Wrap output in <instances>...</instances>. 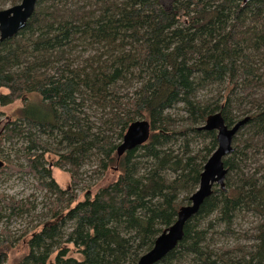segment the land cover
<instances>
[{
  "label": "trees",
  "instance_id": "obj_1",
  "mask_svg": "<svg viewBox=\"0 0 264 264\" xmlns=\"http://www.w3.org/2000/svg\"><path fill=\"white\" fill-rule=\"evenodd\" d=\"M260 59L264 66V0H37L25 27L0 41V117L23 103L19 118L0 119V144L17 145L20 160L0 152V176H32L49 202L40 218L30 200L0 193V264L13 254L17 264L136 263L198 187L217 146L216 131L198 127L217 111L227 125L250 117L223 159L224 188L214 184L154 264H264ZM138 118L150 123L148 140L118 157ZM49 152L74 182L93 160L98 191L77 198L62 188ZM248 215L263 219L236 231ZM27 217L33 229L16 235L12 221ZM215 236L235 241L215 247Z\"/></svg>",
  "mask_w": 264,
  "mask_h": 264
},
{
  "label": "water",
  "instance_id": "obj_2",
  "mask_svg": "<svg viewBox=\"0 0 264 264\" xmlns=\"http://www.w3.org/2000/svg\"><path fill=\"white\" fill-rule=\"evenodd\" d=\"M247 1L249 0H243V2ZM36 3L37 0H21L10 7L0 9V41L13 37L25 27L35 11ZM249 118L247 115L234 124L227 125L221 112L217 111L208 115L205 122L198 127L200 130L216 131L217 141L215 150L203 166L198 187L189 196V203L180 206L175 221L157 235L152 247L141 254L134 264H154L165 257L181 241L186 222L198 212L204 200L211 195L214 184L224 188L227 169L223 159L232 152L233 139ZM149 135V121L145 118L135 119L128 125L117 146V156L120 157L126 151L142 145L148 140ZM1 166L3 161L0 159Z\"/></svg>",
  "mask_w": 264,
  "mask_h": 264
},
{
  "label": "rangeland",
  "instance_id": "obj_3",
  "mask_svg": "<svg viewBox=\"0 0 264 264\" xmlns=\"http://www.w3.org/2000/svg\"><path fill=\"white\" fill-rule=\"evenodd\" d=\"M10 1L12 0H5V1L0 0V9H4L12 6ZM20 1L21 0H18L15 4L19 3ZM165 4L166 6L169 7L168 3ZM259 63L264 68L261 59L259 60ZM132 82L133 83L131 84L135 86L136 85L135 80H132ZM261 92L264 93V87L263 89H261L260 94ZM204 95H205V91L199 93L200 97H204ZM34 96L37 97L36 95L29 96L28 108L29 107L34 108L36 105H38V103L33 99ZM22 106L23 103H21L20 101H16L13 104L1 107V110L3 111L4 114L2 117H0V119L6 120V118H9V120H16L20 116V109L22 108ZM179 108L180 106H177L172 111H174V113H178L179 115H181L183 112L180 113L178 110ZM91 117L94 119L95 115L93 114L91 115ZM11 145L12 144L9 142L4 143L3 145L0 144V152L4 156L9 157L14 164H19L20 160L18 161V159L15 158L13 155V150L14 148L17 147V145H15L14 148H11ZM258 158L260 159L258 161L259 163L264 162V154L259 155ZM0 159L3 160L2 156H0ZM55 160H56V155L53 152H49L47 156V162L52 165L51 167H52L53 177L62 188L65 189L68 188L71 189V191L73 190V192L76 193L77 198H80L82 196V192L86 189H88V191H90L91 194H94L95 192L98 191L101 184L99 185L100 183V180L98 179L99 176L93 172V168H94L93 160L90 159L87 164L83 165L80 168L79 174L76 176V182L73 181V179L70 176V173L64 167L55 165ZM21 162L23 161L21 160ZM248 165L252 169H254L256 163L252 162L251 164ZM259 174H261V171H259ZM0 193H5L6 195L13 196L15 199H19L22 201L30 200L36 205V209H37L36 213H32V214H38L40 215V218H42L43 214L46 212L44 208V206L46 205L45 203L49 202V199L47 195L44 193V191L36 188L34 178L30 175H26L21 172L10 173L8 170L3 172L2 175L0 176ZM260 219H263V217H256L254 215H253V219L249 215L248 217L245 216L241 217L236 222V231L241 232L242 229H248L251 226L249 225L250 221H253V225H254L255 222L259 221ZM29 221L30 220L28 217L27 219L22 218V219L13 220L10 227L16 232V235H18L23 228H27L28 231H31L37 221L33 220L30 223ZM1 227H2V223H0V228ZM238 232H236V234H238ZM213 239H214L215 247H219L220 245L230 246L233 244V241H235L233 236H227V237L215 236ZM241 241L242 243H247L246 240H241ZM69 254L74 257H81L78 253H76L74 249L71 250ZM18 257H19L18 254L10 255V257L8 258L5 264H17Z\"/></svg>",
  "mask_w": 264,
  "mask_h": 264
}]
</instances>
